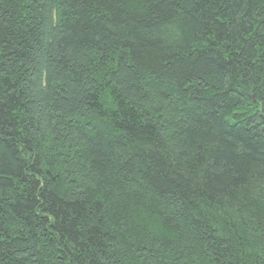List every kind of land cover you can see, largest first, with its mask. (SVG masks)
Instances as JSON below:
<instances>
[{"label": "trees", "instance_id": "16d2710c", "mask_svg": "<svg viewBox=\"0 0 264 264\" xmlns=\"http://www.w3.org/2000/svg\"><path fill=\"white\" fill-rule=\"evenodd\" d=\"M0 264H264V0H0Z\"/></svg>", "mask_w": 264, "mask_h": 264}]
</instances>
